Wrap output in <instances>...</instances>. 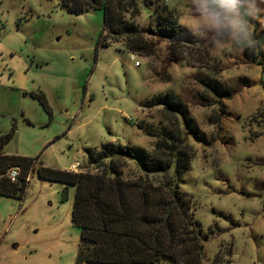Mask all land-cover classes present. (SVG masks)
Here are the masks:
<instances>
[{
    "label": "rangeland",
    "instance_id": "obj_1",
    "mask_svg": "<svg viewBox=\"0 0 264 264\" xmlns=\"http://www.w3.org/2000/svg\"><path fill=\"white\" fill-rule=\"evenodd\" d=\"M122 2L138 32L128 37L146 43L144 53L102 32L104 6L76 12L63 0H0V136L15 127L4 150L97 172L89 148L112 141L151 152L184 137L180 188L201 222L205 263L223 249L231 250L227 264H264V25L254 24L249 46L186 25L190 8L200 14V0ZM156 8L170 14L184 43L172 48L170 35L149 31L159 25ZM221 85L214 93L211 86ZM169 94L171 108L165 100L149 105ZM118 163L125 178L143 174L131 159ZM74 193L73 185L32 174L22 198L0 196V264H76Z\"/></svg>",
    "mask_w": 264,
    "mask_h": 264
},
{
    "label": "trees",
    "instance_id": "obj_2",
    "mask_svg": "<svg viewBox=\"0 0 264 264\" xmlns=\"http://www.w3.org/2000/svg\"><path fill=\"white\" fill-rule=\"evenodd\" d=\"M122 1L63 0L76 12L104 6L102 32L107 29L116 38L124 36L121 41L126 49L144 53L147 44L142 46L129 38L138 32L125 22ZM154 12L159 25H151L149 31L159 29L162 36L170 35L172 48L184 43L185 36L170 14L157 8ZM215 87L211 86L214 93L225 89ZM163 100L167 105L162 106ZM175 100L172 94L168 98L156 95L149 105L167 110ZM14 130L13 126L11 132L0 136V196L22 198L32 174L75 186L71 217L80 228L76 264H206L201 222L192 211L191 196L180 188L188 166L182 149L186 146L184 137L173 139L167 147L157 142L151 152L131 144L106 142L87 151L88 164L99 171L75 172L45 166L37 157L7 153L4 147ZM189 131L200 137L192 127ZM121 158L135 161L143 174L123 177L118 163ZM11 168L19 170L15 180L8 176ZM149 174L154 178L149 179ZM230 252L219 249L209 264L230 263Z\"/></svg>",
    "mask_w": 264,
    "mask_h": 264
},
{
    "label": "clouds",
    "instance_id": "obj_3",
    "mask_svg": "<svg viewBox=\"0 0 264 264\" xmlns=\"http://www.w3.org/2000/svg\"><path fill=\"white\" fill-rule=\"evenodd\" d=\"M197 0H189V7ZM199 15L192 14L184 23L193 28L206 27L226 35L227 41L251 46L255 42L254 24L264 25V0H200ZM213 43L225 41L214 39Z\"/></svg>",
    "mask_w": 264,
    "mask_h": 264
},
{
    "label": "built area",
    "instance_id": "obj_4",
    "mask_svg": "<svg viewBox=\"0 0 264 264\" xmlns=\"http://www.w3.org/2000/svg\"><path fill=\"white\" fill-rule=\"evenodd\" d=\"M136 55L133 54L131 55V58L133 60H135V64L138 65L139 64V61L136 60ZM72 167L73 168H78L80 167V163L78 161L72 163ZM19 174V170L17 168H11L9 171H8V176L11 178V180H15V178L17 177V175Z\"/></svg>",
    "mask_w": 264,
    "mask_h": 264
},
{
    "label": "crops",
    "instance_id": "obj_5",
    "mask_svg": "<svg viewBox=\"0 0 264 264\" xmlns=\"http://www.w3.org/2000/svg\"><path fill=\"white\" fill-rule=\"evenodd\" d=\"M67 170H71V171H80V168H73L72 165H70V169ZM84 171V170H83Z\"/></svg>",
    "mask_w": 264,
    "mask_h": 264
}]
</instances>
